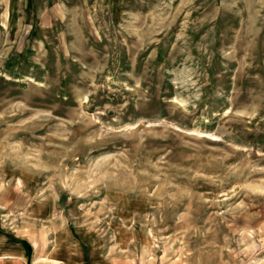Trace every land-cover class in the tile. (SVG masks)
I'll return each mask as SVG.
<instances>
[{"label": "rangeland", "instance_id": "374dc122", "mask_svg": "<svg viewBox=\"0 0 264 264\" xmlns=\"http://www.w3.org/2000/svg\"><path fill=\"white\" fill-rule=\"evenodd\" d=\"M58 2L0 13V234L32 261L264 264V0Z\"/></svg>", "mask_w": 264, "mask_h": 264}, {"label": "crops", "instance_id": "0c3cea01", "mask_svg": "<svg viewBox=\"0 0 264 264\" xmlns=\"http://www.w3.org/2000/svg\"><path fill=\"white\" fill-rule=\"evenodd\" d=\"M57 1V3H55ZM59 0H0V13L6 16L5 25L8 28H11L12 23H15L16 18L22 14V12L32 13L34 8L41 5L42 8L46 9L52 4H56V8L59 7L62 3L58 2ZM26 8V9H25ZM8 237L2 233L0 234V264H23L25 262L29 264H65L64 258L60 256H50L46 258L45 261H32L31 255L33 253V245L25 239H11V247L14 245L19 249L18 252H14L13 249L7 251L3 243L7 241ZM44 259V258H43ZM13 263H7L8 261ZM21 260V261H19ZM24 260V261H23Z\"/></svg>", "mask_w": 264, "mask_h": 264}]
</instances>
